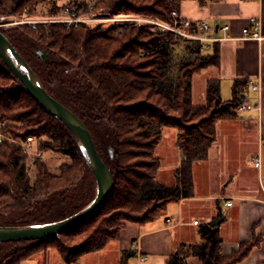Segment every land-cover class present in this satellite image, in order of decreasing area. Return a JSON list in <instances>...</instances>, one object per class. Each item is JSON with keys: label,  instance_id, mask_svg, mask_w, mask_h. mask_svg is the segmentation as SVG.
<instances>
[{"label": "trees", "instance_id": "1", "mask_svg": "<svg viewBox=\"0 0 264 264\" xmlns=\"http://www.w3.org/2000/svg\"><path fill=\"white\" fill-rule=\"evenodd\" d=\"M184 1L97 0L94 8L108 15H155L173 24L172 13H180ZM197 1L205 6L214 0ZM44 2L47 0H0V15L22 14L30 8L33 12ZM49 4L48 13L53 17L59 16L65 6L56 2ZM72 5L76 12L90 7L88 2ZM25 33L27 48L51 52L53 60L61 57L66 61L62 66L47 67L48 77L56 73L72 84L79 78L91 80L96 91L98 104L93 105L98 120L115 130L114 150L109 149V159L113 161L110 151L116 156L115 187L103 207L89 220L59 237L15 252L4 264H21L38 253L37 248L42 245L44 250L57 249L65 264H77L82 256L119 240L127 223L153 222L170 204L193 196V165L208 158L217 140L218 122L238 117L236 108L247 103L246 97L240 94L247 89L249 81L235 80L233 98L225 101L220 82L209 80L206 103L196 105L192 94L194 76L220 66L219 41L212 42L211 51L205 53L197 40H180L171 32L150 34L145 25L129 27L122 34H115L113 29L98 34L84 23H51L30 26ZM9 40L24 57L20 47ZM181 43H185L189 58L179 64L171 79L172 50ZM12 80L16 79L0 64V122L5 124L4 132L16 140L34 137L39 150L63 154L71 162L62 164L58 173H53L38 157H33V179L27 167L30 158L24 149L12 142L0 143V211L32 207V201L73 187L86 167L75 140L57 119L24 91L3 87ZM167 128L178 130L176 144L183 156L173 186L158 180L161 162L155 154ZM105 208L109 209V215L101 221L103 227L98 228V240L93 238L75 247L62 244L61 238L80 235L82 228L90 226ZM200 234L201 242L182 245L168 264H240L262 242L260 236H254L242 242L238 250L223 255V240L217 228L205 225ZM132 256V250L126 251L120 264H127ZM194 259L196 262H192Z\"/></svg>", "mask_w": 264, "mask_h": 264}, {"label": "crops", "instance_id": "2", "mask_svg": "<svg viewBox=\"0 0 264 264\" xmlns=\"http://www.w3.org/2000/svg\"><path fill=\"white\" fill-rule=\"evenodd\" d=\"M180 15L196 24L207 23L211 29L206 36L219 41L220 66L203 70L211 73L201 102L195 104L206 103L209 80L220 82L225 101L233 98L235 80H248L249 86L240 96H245V104L253 108L239 112L235 119L218 122L217 140L208 158L193 165V196L170 204L153 222L127 223L119 238L122 250L116 257L120 256V264L123 254L132 250L134 256L128 258L127 264H168L182 245L201 242L200 230L206 225L219 230L223 255L260 236V246L240 264H264V0H214L205 6L197 0H185ZM254 20L261 22V39H242V30ZM224 26L229 29L223 30ZM207 45L211 51L212 42ZM253 85H259L260 92L253 91ZM166 134L170 136L168 145H164ZM177 136L175 129H166L156 149L161 162L158 180L167 186L175 185L176 170L183 157L176 144ZM256 159H260L259 167ZM228 201L232 206L227 205ZM113 242L98 251V264L103 261L99 252ZM93 253L82 256L77 264L91 261L85 258Z\"/></svg>", "mask_w": 264, "mask_h": 264}, {"label": "rangeland", "instance_id": "3", "mask_svg": "<svg viewBox=\"0 0 264 264\" xmlns=\"http://www.w3.org/2000/svg\"><path fill=\"white\" fill-rule=\"evenodd\" d=\"M96 1L97 0H82L80 3L88 2L90 3V7L88 9L81 8L74 16L71 15V18L73 17L75 19H80L81 22H79L78 24H87L92 29H94V31H97L98 34L103 33L109 29H113L115 34H122L129 27L141 25L147 26L150 34H158L164 32L174 33L169 30H165L164 32L160 31L159 29L164 28L163 26H158V24L156 23H165V21L155 15L143 16L138 14H102L94 8ZM50 2L53 1L47 0V2L40 3L35 7L33 12L30 8L28 10H25L22 14L8 16L0 15V23H2V32L6 35L8 39L13 40V42H15V44L20 47V50L24 53L25 59L28 61L31 67H33L37 71L38 75H40V77L43 79L44 84L48 88L49 92L52 93L55 97H57L59 100H61L63 103L68 105L70 108H72L73 111H75L84 120V122L87 124L88 128L91 131L96 147L99 150L101 156L113 169L116 162V156L115 153H113V161H111L109 159V149H113V146L115 145V130L111 126H104L98 120V113L93 105L95 103L98 104L97 99H95L96 91L91 80L79 78L80 80H78L76 84H72L68 82V79H64L66 78L65 76H60L56 73H54L52 77H48L47 67L52 68L53 65L62 66L64 63H66V61L63 60V58L61 57L53 60L50 55L51 52L46 53L38 48L34 49L33 51L30 48L26 47V41H28L24 39V36L26 35V29L28 27L30 28V26L34 28L33 24H30L29 21L31 23H34L33 21H35L37 23L36 26L51 23H66L68 25H78L76 24V22H50L55 19H66L67 17L69 18V15L65 14L62 11L63 8L59 16H49L48 12L49 8L51 7V5L49 4ZM56 3H58L59 6L63 4V2L60 1H57ZM176 35L180 40H185L178 34ZM204 51L205 53L210 52L208 48ZM38 52H42L45 59L41 58L38 55ZM188 58L189 52L185 49V43L176 45L173 48V68L170 73L171 79H174L179 64ZM0 64L5 69H7L3 65L1 60ZM210 71L211 70L203 71L201 74H197L194 77L193 100L196 104H198L202 100L200 98L201 93L206 85L207 78H209V75L211 73ZM3 87L9 90H21V86L17 82V80L8 81L7 84H5ZM175 130L178 132L177 129ZM4 135L8 138V142H12L19 145L18 142H20L21 140H16L7 133H5ZM164 142V145H168L170 143L169 134L165 135ZM24 152L29 155L28 157L30 158V160L27 162V167L29 169L31 178L33 179L35 177V166L33 163V157H38V159L45 163L48 169L53 173H58L59 167L62 164L71 162V160L68 157L63 156V154L51 150H39V143H37L36 141L30 150H24ZM113 172L115 173L114 169ZM96 194V180L93 174L86 166L83 174L76 181L73 187H67L63 190H57L48 197H42L38 200L32 201V207H26L21 209H5L0 211V224H33L61 220L77 213L78 211L86 207L95 198ZM110 201L113 200L111 199ZM110 203L111 202H109V204ZM108 211L109 209L105 208V210L101 212V215L97 217L90 226L82 228L80 235L72 236L70 238H61L60 241H62V244L64 243L68 247H75L76 245H83L86 241L93 238L98 240V228L103 227L101 221H104L105 218L108 217ZM37 243L38 242L0 243V264H4L5 262H7V260L10 259V257L15 252L21 251L25 248H30L34 245H37ZM121 243L122 242L120 240H117L108 245L107 248L102 250V252H99L101 260H103L100 261L101 264H119L120 256L116 257V255H118V253L122 250ZM44 246L45 245H42L37 248L39 252L34 254L27 260H24L23 262H21V264H65L57 249L46 248L44 250ZM87 257L89 258L85 259H91V261L88 262V260H85L84 264H98V251ZM192 262H196V260L194 259L192 260Z\"/></svg>", "mask_w": 264, "mask_h": 264}, {"label": "water", "instance_id": "4", "mask_svg": "<svg viewBox=\"0 0 264 264\" xmlns=\"http://www.w3.org/2000/svg\"><path fill=\"white\" fill-rule=\"evenodd\" d=\"M0 23V60L21 86L48 114L71 134L97 183L95 198L77 213L56 221L33 224H0V243L41 242L78 227L94 216L106 203L115 187L113 169L101 156L87 124L68 105L50 93L40 76L2 32ZM42 56L43 54L40 53ZM111 152V157L113 152ZM63 264V263H62Z\"/></svg>", "mask_w": 264, "mask_h": 264}, {"label": "built area", "instance_id": "5", "mask_svg": "<svg viewBox=\"0 0 264 264\" xmlns=\"http://www.w3.org/2000/svg\"><path fill=\"white\" fill-rule=\"evenodd\" d=\"M49 1H53V2H63V4L65 5L63 7V12L67 15H69V18L67 17L66 19H55L52 20L50 22H67V23H71V22H76V24H78L79 22H81L80 19H75V18H71V15L74 16L77 12L75 10L74 5L72 4H76V3H80L82 0H49ZM241 2H246V1H251V0H240ZM173 18H174V23H164V22H159L156 23L158 24V26H163L164 29H159L160 31H165V30H169L172 31L176 34H178L179 36L183 37L184 39H193V40H197L199 41L202 45L203 48H207L208 45L207 43L209 42H213L217 41L218 39H212L210 37L206 36V32L208 30L211 29V27L205 23V22H201L199 24L193 23L191 20L189 19H184L182 18V16L180 15V13L178 11H173L172 13ZM34 23H31L29 21L30 24H33V27H36V22L33 21ZM165 25H162V24ZM229 26H224L223 30H228ZM261 22L260 20H254L251 24V26L246 27L242 30V39H255V40H260L261 39ZM252 84V83H251ZM253 91L255 92H260V86L259 85H253L252 87ZM253 106L250 104H242L240 106H238L236 108L237 112H242L245 110H250L252 109ZM4 128H5V124L3 122H0V143H4L5 141L8 140V138L4 135ZM14 140V139H12ZM35 143V138L34 137H28L27 140H21L20 142H18V144L25 150H30L32 148V146ZM255 165L256 167L260 166V159H256L255 160ZM228 206H232V201H228L227 202ZM195 224H198V221H195ZM134 248H136V244L133 245Z\"/></svg>", "mask_w": 264, "mask_h": 264}, {"label": "flooded vegetation", "instance_id": "6", "mask_svg": "<svg viewBox=\"0 0 264 264\" xmlns=\"http://www.w3.org/2000/svg\"><path fill=\"white\" fill-rule=\"evenodd\" d=\"M40 53H42V52H38V55L41 57V58H43V59H45V57H44V55L42 56ZM43 54V53H42ZM33 68V67H32ZM34 69V68H33ZM34 71L37 73V71L34 69ZM38 74V73H37ZM83 120V119H82ZM91 132V131H90ZM94 139V138H93Z\"/></svg>", "mask_w": 264, "mask_h": 264}]
</instances>
